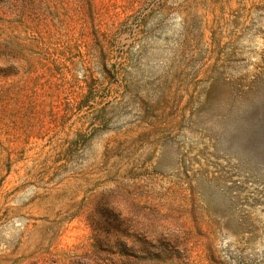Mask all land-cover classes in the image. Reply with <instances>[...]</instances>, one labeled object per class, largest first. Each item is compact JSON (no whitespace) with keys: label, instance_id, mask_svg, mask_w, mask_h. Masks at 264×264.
I'll return each mask as SVG.
<instances>
[{"label":"rangeland","instance_id":"obj_1","mask_svg":"<svg viewBox=\"0 0 264 264\" xmlns=\"http://www.w3.org/2000/svg\"><path fill=\"white\" fill-rule=\"evenodd\" d=\"M68 1L2 36L0 264H264V0Z\"/></svg>","mask_w":264,"mask_h":264},{"label":"trees","instance_id":"obj_2","mask_svg":"<svg viewBox=\"0 0 264 264\" xmlns=\"http://www.w3.org/2000/svg\"><path fill=\"white\" fill-rule=\"evenodd\" d=\"M73 1L76 3V10L81 15L85 28H91L95 36V45H100L101 40H105L107 23L105 17L114 21L121 13L130 10L138 0H70L67 2L69 12L74 11L70 6ZM19 0H4L0 4V46L2 45L3 33L5 30L13 31L15 22L17 21ZM39 20H43L41 16ZM45 19V17H44ZM102 40V41H103ZM100 235V234H99ZM111 238H107L109 241ZM104 264V263H100Z\"/></svg>","mask_w":264,"mask_h":264}]
</instances>
